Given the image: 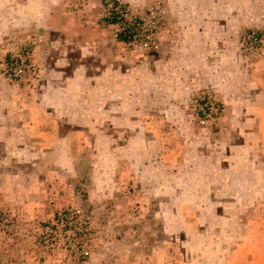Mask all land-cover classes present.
<instances>
[{"label": "rangeland", "instance_id": "rangeland-1", "mask_svg": "<svg viewBox=\"0 0 264 264\" xmlns=\"http://www.w3.org/2000/svg\"><path fill=\"white\" fill-rule=\"evenodd\" d=\"M252 32L261 42L245 49ZM231 60L262 67L246 89L264 93V0H0L13 117L0 137V244L11 262L264 264V125L257 110L228 109L211 79ZM75 69L88 82L66 94ZM207 95L217 119L201 114ZM75 207L90 221L84 258L60 238L52 249L45 232ZM36 209L39 220L17 218Z\"/></svg>", "mask_w": 264, "mask_h": 264}, {"label": "crops", "instance_id": "crops-1", "mask_svg": "<svg viewBox=\"0 0 264 264\" xmlns=\"http://www.w3.org/2000/svg\"><path fill=\"white\" fill-rule=\"evenodd\" d=\"M192 40L195 39H186L185 41H192ZM198 41L202 42V39ZM170 61L171 59H169V62ZM231 62L233 63L232 64L229 63L228 66L226 65L219 70H217L216 69L217 66H215L216 70L211 76V79H213V83L218 85L219 87L220 97L226 104H228L227 106L228 109H230L231 107L230 105H232V107L235 110H243V109L257 110L258 112L254 113L255 115L252 116L250 119L258 120L260 124L264 125V93L262 91L256 92L253 91L252 89H246L247 87L252 86V79H253L252 73H257V75L260 76L261 75L260 69L262 67H256V69L254 68L255 72H252V69L241 66L237 60L235 61L231 60ZM222 66L220 65L219 67ZM169 67L171 68V66ZM222 70H226L229 75L227 74L223 75V73H221L223 72ZM154 73L155 72H152L151 76L148 77L149 78L148 84L149 86H151V91L153 93H155V88H156V75ZM76 80L78 82V86L75 84ZM246 80L248 81V85L245 84ZM87 82L88 81L85 75L75 69L70 73L68 77L65 78L64 82L62 83V87L65 89L64 92H66V94L69 92L78 93L79 91L80 92L84 91ZM170 82L172 83V80H170ZM241 85H243V87ZM72 87H74V89H72ZM240 88L244 89V91L243 92L242 90L239 91ZM66 89L68 91H66ZM10 93L11 91L9 88H6L3 91L0 90V137H9L12 134V128L10 127L12 125L13 117H12V103L10 99ZM249 97L251 101L250 103L247 104L246 99L247 98L249 99ZM19 102L20 104L16 103V106L18 108L17 110L21 109L23 110V112L22 111L18 112L17 115L14 117L16 118V120L22 119L23 123L20 120L19 122H17V125H19V128L21 129L22 126L25 125L26 119L27 117L30 116V114L27 111L29 108L28 107L29 103L27 104L23 101H19ZM3 204L5 205V203ZM42 214L43 213H39L38 210L36 209L34 213H31L29 215L21 214L18 215L17 218H20L23 221H35V220H39ZM13 249L14 248L10 247V245H7L6 242L3 243L2 245L0 244V260H2L0 261V264H16L11 262ZM30 253L31 250H27V254L25 255L28 256V254Z\"/></svg>", "mask_w": 264, "mask_h": 264}, {"label": "built area", "instance_id": "built-area-1", "mask_svg": "<svg viewBox=\"0 0 264 264\" xmlns=\"http://www.w3.org/2000/svg\"><path fill=\"white\" fill-rule=\"evenodd\" d=\"M261 42V39L254 32L245 34L242 37V45L245 49H251ZM201 114L208 119L214 120L221 116L222 106L214 97L207 95L201 105ZM89 217L81 208H68L57 212L56 216L46 227V237L50 240L49 245L57 246V239H62L60 248L75 249L84 258L87 253L86 243L91 235Z\"/></svg>", "mask_w": 264, "mask_h": 264}, {"label": "trees", "instance_id": "trees-1", "mask_svg": "<svg viewBox=\"0 0 264 264\" xmlns=\"http://www.w3.org/2000/svg\"><path fill=\"white\" fill-rule=\"evenodd\" d=\"M112 21H116V18L113 17ZM117 37L121 41H128L132 37V33L129 29L123 28L118 32Z\"/></svg>", "mask_w": 264, "mask_h": 264}]
</instances>
